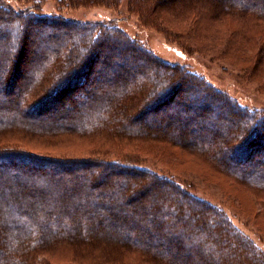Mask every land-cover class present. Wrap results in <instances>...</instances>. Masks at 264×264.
Returning a JSON list of instances; mask_svg holds the SVG:
<instances>
[{
    "label": "trees",
    "instance_id": "obj_1",
    "mask_svg": "<svg viewBox=\"0 0 264 264\" xmlns=\"http://www.w3.org/2000/svg\"><path fill=\"white\" fill-rule=\"evenodd\" d=\"M66 1L93 5L101 0ZM129 2L152 24L162 13L176 11L209 21L234 19L239 27L231 30L232 41L253 40L264 22V0ZM248 21L255 26H245ZM33 22L51 23L62 33ZM38 32L41 36L29 39ZM109 38L135 45L146 55L148 68L136 70L128 86L124 82L118 88L111 81L99 90L89 75L95 61L101 70L94 75L104 74L113 62L106 52L99 58L97 51L102 46L98 39ZM257 52L256 58L264 54L262 46ZM186 79L207 90L196 105L180 94L172 106L182 129L138 119L156 116L179 96ZM93 87L98 92L92 93ZM214 98L225 106L211 102ZM211 108L244 120V133L232 131L222 140L220 128L226 126L219 124L220 114L208 127ZM68 111L76 114L68 116ZM192 123H198L194 137L189 134ZM7 135L31 142L57 136L165 140L205 156L241 184L264 190V161L255 160L264 150L263 110L242 106L186 65L162 60L115 24L73 21L0 2V138ZM58 249L87 264H264V254L222 210L135 160L48 156L0 146V264H51L47 257Z\"/></svg>",
    "mask_w": 264,
    "mask_h": 264
},
{
    "label": "rangeland",
    "instance_id": "obj_2",
    "mask_svg": "<svg viewBox=\"0 0 264 264\" xmlns=\"http://www.w3.org/2000/svg\"><path fill=\"white\" fill-rule=\"evenodd\" d=\"M0 2L16 10L28 8L37 14L60 15L73 21H105L115 24L151 49L162 60L186 65L202 75L212 86L235 98L242 106L264 111V54L259 53L257 57H261L260 63L256 58L257 48L262 46L264 50V22L261 27L258 26L260 35L255 36L253 40L245 36L244 39L236 37L237 39L232 41L231 30L239 27L234 19L209 21L204 19V16L193 13H186L183 17L181 15L183 11H176L172 14L162 13L161 17L156 19L158 21L152 24L131 9L129 0H101L100 3L93 5L69 3L66 0H0ZM2 14L4 17L7 16V13ZM246 23L245 26L248 28L255 26L251 21ZM192 24L195 27H192ZM32 25L49 29V32L54 31L56 26L51 23L40 25L35 22ZM61 31H57L58 36ZM34 36L38 38L41 36L40 32L29 35V39ZM121 40L122 38L120 40L109 38L107 41L98 39L102 42V46L97 48L99 58L102 59L106 52L113 60L108 70L99 75L94 73L100 72V62L95 61L92 64L89 76L94 80V86L98 85L99 90H105L106 86L110 85L106 83L111 81H115L118 88L124 87L122 86L124 82V85L128 86L127 83L136 77L134 75L136 70L148 68V65H145L144 52L131 43L123 44ZM118 73H121V78ZM183 86L184 88L179 90V96L158 109L156 116L148 115L138 119H146L149 126L162 128L168 123L170 129L176 131L182 129L183 120L171 111L172 106H175L180 94L189 100L190 106L198 104L205 88L189 79H186ZM93 88L90 89L92 93L98 92V88L94 90ZM211 102L225 106L222 100L214 98ZM166 112L169 114L165 115ZM67 113L68 116L76 114L73 111ZM209 113L212 119L208 127H214L215 115L220 114L222 117L219 124L226 126L220 128L219 137L222 140H227L232 131L244 133L246 127L244 120H231L224 109L211 108ZM182 116L185 117L183 114ZM197 124L192 123L189 130L192 137L199 132ZM0 146L21 147L48 156L94 155L107 160H135L137 164L172 179L191 194L218 207L264 254V190H255L251 186L241 184L227 171H220L218 167L210 165L212 163L207 161L205 156L194 154L179 145L153 139H113L106 142L102 137L89 136L70 138L57 136L48 142H43L42 139L31 142L7 135L0 138ZM225 155L231 160L234 159L232 153L226 152ZM259 159L264 161V150L255 156V160ZM3 201L5 204L9 203V197ZM151 243L156 244L154 240ZM47 259L51 264L89 263L85 260L75 261L71 252H63L61 249L56 250L51 256L48 255Z\"/></svg>",
    "mask_w": 264,
    "mask_h": 264
}]
</instances>
